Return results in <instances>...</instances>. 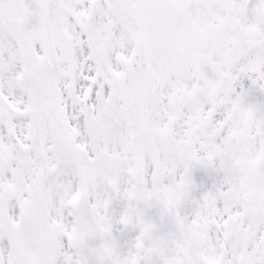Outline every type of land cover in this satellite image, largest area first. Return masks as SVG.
Instances as JSON below:
<instances>
[{"label":"snow or ice","instance_id":"snow-or-ice-1","mask_svg":"<svg viewBox=\"0 0 264 264\" xmlns=\"http://www.w3.org/2000/svg\"><path fill=\"white\" fill-rule=\"evenodd\" d=\"M0 264H264V0H0Z\"/></svg>","mask_w":264,"mask_h":264}]
</instances>
